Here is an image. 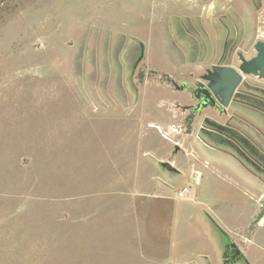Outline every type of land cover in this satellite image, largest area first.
<instances>
[{"label":"rangeland","instance_id":"obj_1","mask_svg":"<svg viewBox=\"0 0 264 264\" xmlns=\"http://www.w3.org/2000/svg\"><path fill=\"white\" fill-rule=\"evenodd\" d=\"M257 41L264 0H0V264H264V177L199 138L264 146V78L223 112L187 89Z\"/></svg>","mask_w":264,"mask_h":264},{"label":"trees","instance_id":"obj_2","mask_svg":"<svg viewBox=\"0 0 264 264\" xmlns=\"http://www.w3.org/2000/svg\"><path fill=\"white\" fill-rule=\"evenodd\" d=\"M251 101L252 108L264 113V96H255ZM252 132L253 129L250 126L240 121H233L232 124H220L213 120L205 119L199 130V138L202 142L215 148L225 149L228 147V150L233 152H230V154L235 156L239 162L243 161L244 163H242L245 166L249 167L250 165L254 170H259L258 174L264 177V146H262L257 134L255 136L259 142L254 140ZM209 222L217 233L225 236L211 219H209Z\"/></svg>","mask_w":264,"mask_h":264},{"label":"water","instance_id":"obj_3","mask_svg":"<svg viewBox=\"0 0 264 264\" xmlns=\"http://www.w3.org/2000/svg\"><path fill=\"white\" fill-rule=\"evenodd\" d=\"M254 50L256 55L246 60L242 53H238L237 56L240 61L238 70H234L230 67L213 66L202 77L207 82L206 87H198L197 92L193 93L196 98L201 92L203 97L201 102L206 105L209 102L210 106L216 105L220 109H225L229 106L236 88L242 81V74L252 75L258 78H264V42L257 41L254 44ZM161 167L168 172H176V170L169 163H161ZM257 221H264V198L260 202V213L257 216ZM232 248L236 246L231 243ZM240 252L236 249L234 255H238Z\"/></svg>","mask_w":264,"mask_h":264},{"label":"flooded vegetation","instance_id":"obj_4","mask_svg":"<svg viewBox=\"0 0 264 264\" xmlns=\"http://www.w3.org/2000/svg\"><path fill=\"white\" fill-rule=\"evenodd\" d=\"M226 48H227V46H226V43H224V45H223V54L225 53V51H226ZM238 53H240V52H236L235 54H236V57L238 58V56H237V54ZM243 55V54H242ZM245 58V57H244ZM246 59V58H245ZM252 59V58H251ZM238 60H239V58H238ZM247 60V59H246ZM250 60V59H249ZM240 62V61H239ZM220 66V65H219ZM239 66H240V63H239V65H238V69H239ZM223 67H229V66H225V65H223ZM230 68H232V67H230ZM234 69V68H233ZM237 69V70H238ZM234 70H236V69H234ZM201 85H202V87H206V85H204V84H200V83H196V85H195V88L194 89H190V88H188L187 87V89L189 90V92L191 93V95H192V98L196 101V104H195V107H190L189 108V110L191 111V112H197V111H199L201 108H207V107H211V108H216V109H218L220 112H223V110L222 109H220L219 107H217L216 105H214V106H210L209 105V102L206 104V105H204L202 102H201V99H202V97H203V94L200 92L199 94H198V98H196L195 96H194V94L193 93H195V92H197V90L199 89L198 87H201ZM182 88H184V86H182ZM181 88V89H182ZM235 252H236V248H232L231 247V242H228V243H225V247H224V249H223V252H222V256H223V258H225V262H231V263H233V262H240V261H242L243 260V258H242V256H241V254H238V255H234L235 254Z\"/></svg>","mask_w":264,"mask_h":264},{"label":"built area","instance_id":"obj_5","mask_svg":"<svg viewBox=\"0 0 264 264\" xmlns=\"http://www.w3.org/2000/svg\"><path fill=\"white\" fill-rule=\"evenodd\" d=\"M184 192H186V189L184 188V189H182V191L181 192H179V195L181 196Z\"/></svg>","mask_w":264,"mask_h":264}]
</instances>
